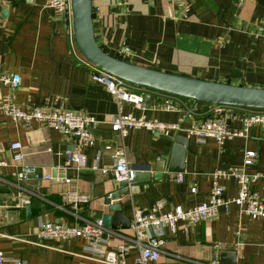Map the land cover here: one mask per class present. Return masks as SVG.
<instances>
[{
    "label": "crops",
    "instance_id": "crops-1",
    "mask_svg": "<svg viewBox=\"0 0 264 264\" xmlns=\"http://www.w3.org/2000/svg\"><path fill=\"white\" fill-rule=\"evenodd\" d=\"M97 42L108 52L157 68L214 80L264 86V0H92ZM5 13H2L3 9ZM47 5V0H0V72L16 73L15 85L0 82V104L7 99L24 107L50 105L93 114L94 142L83 145L76 137L44 122L29 128L0 112V249L6 257H21L26 264H102L84 252L82 237L57 239L38 236L41 220L81 224L109 212L108 194L117 181L100 171L112 164L113 152L122 149L134 169L150 172L133 181V190L112 202L132 219L136 207L149 208L162 198L163 209L190 206L209 196L215 167L241 165L246 149L257 152L251 172L264 169V126L249 125L244 134L225 138L186 134L185 129L211 113L213 102L181 96L177 108H163L165 95L146 93L145 108L122 102L124 111L144 113L164 121H179L167 134L145 127L125 134L111 128L118 105L105 85L90 76L77 48L71 13ZM238 108L225 111L231 129H242ZM184 114V115H183ZM182 116L180 120L179 117ZM179 135L188 141L183 170L168 171L173 145ZM18 140L23 161L49 171L53 178L20 180L18 161L10 142ZM108 145V146H107ZM85 154L84 166L69 160ZM165 160L159 173L155 165ZM180 173L182 179L176 175ZM161 174V175H160ZM70 177L69 182L64 178ZM227 195L236 193L233 178H222ZM196 185L191 191L190 186ZM264 199V180L250 182ZM67 188L86 192L90 199L75 212L65 199ZM20 194V195H19ZM30 204V213L25 205ZM108 244L131 243L133 230L111 228ZM159 258L152 264H264V217L252 218L232 204L211 218L179 220L176 230L164 228ZM136 247H130L132 260ZM227 252L221 254L222 252ZM5 264H13L10 258Z\"/></svg>",
    "mask_w": 264,
    "mask_h": 264
},
{
    "label": "built area",
    "instance_id": "built-area-1",
    "mask_svg": "<svg viewBox=\"0 0 264 264\" xmlns=\"http://www.w3.org/2000/svg\"><path fill=\"white\" fill-rule=\"evenodd\" d=\"M47 5L71 13V0H47ZM82 58L88 65L91 78L103 83L118 105L116 113L111 117L113 130L125 134L129 129L145 127L167 134L172 129L180 128L179 121H164L157 117H146L144 113L134 114L132 111H124L122 102H133L140 105L141 108H145L146 93L159 91L165 95L161 106L171 110L177 108V99L179 100L181 95L130 82L105 71L84 56ZM18 80L19 76L16 73L0 72V82L3 84L15 85ZM231 108L240 109L242 129L235 130L228 127L224 114L226 110ZM0 112L10 116L12 121L21 123L25 128L31 127L34 121L44 122L57 130L75 136L77 142L83 145H92L95 139L92 126L97 122V119L88 112L50 105L24 107L11 99L0 104ZM179 119L181 120L182 116ZM253 123H260L264 126V108L232 106L213 102L211 113L191 124L185 131L187 136L191 134L199 137L213 136L219 144H222L227 137L244 134L247 127ZM9 146L14 150L12 158L19 162L16 175L20 180L53 178L49 171L23 161L24 155L20 150V141L14 140L10 142ZM112 156V164L102 166L100 171L104 174H110L116 181L126 179L132 183L135 169L126 159L124 151L121 148L116 149ZM256 158L257 152L254 149H246L241 165L215 167L210 170V191L205 200L190 206L176 204L170 209H163V199L157 198L147 209L136 207L133 210L130 223L133 230V238L130 244L119 241L105 248L104 246L109 241L110 230L106 228L101 218L85 220L81 224L41 220L38 224V236L57 239L82 237L85 240L84 252L102 264H152L160 256L164 241V228L167 227L174 232L179 220L197 222L211 218L216 216L220 210H229L232 204L239 211L247 213L252 218L264 217V199L250 187L251 181L264 180V169L246 171V167L252 165ZM69 160L78 166H84L86 157L85 154L74 152L69 156ZM0 163H4V160H0ZM176 178L181 180L182 175L178 173ZM222 178H233L236 181L237 190L235 194L227 195L225 193V188L221 182ZM64 181L69 182L70 177H65ZM190 190H196L194 183L190 186ZM64 193L67 205L75 214L80 206L90 199L86 192L77 189L67 188ZM131 245L136 247V251L132 260H129L128 254H130ZM261 245L264 249V241ZM8 258L12 260L13 264H26L21 257H6L0 249V264H5ZM204 264H219V261L218 258H212Z\"/></svg>",
    "mask_w": 264,
    "mask_h": 264
},
{
    "label": "water",
    "instance_id": "water-1",
    "mask_svg": "<svg viewBox=\"0 0 264 264\" xmlns=\"http://www.w3.org/2000/svg\"><path fill=\"white\" fill-rule=\"evenodd\" d=\"M6 9L2 10L5 13ZM66 15V11H63ZM71 26L75 44L80 53L90 62L114 75L130 82L150 86L159 90L176 93L192 98L194 101L216 102L232 106L264 108V86L233 83L226 80H214L191 74L173 72L154 66L137 63L106 51L96 40L93 25L92 0H71ZM188 139L179 135L171 152L167 165L168 171H182L185 147ZM165 160H159L155 170L162 173ZM146 170L133 171V181L147 179ZM161 175V174H160ZM133 190L128 180L117 181V187L106 197L109 212L102 214V222L111 228H126L130 218L121 210V203L112 199L122 193ZM30 213V204L25 205ZM227 252H222L225 254Z\"/></svg>",
    "mask_w": 264,
    "mask_h": 264
},
{
    "label": "trees",
    "instance_id": "trees-1",
    "mask_svg": "<svg viewBox=\"0 0 264 264\" xmlns=\"http://www.w3.org/2000/svg\"><path fill=\"white\" fill-rule=\"evenodd\" d=\"M115 55H117V56H119V57H121L120 55H118V54H115ZM123 58H125V57H123ZM126 59V58H125ZM149 66H152V65H149ZM182 96V95H181ZM184 97H187V96H184ZM187 98H189V97H187ZM190 99H192V98H190ZM199 102H203V101H199Z\"/></svg>",
    "mask_w": 264,
    "mask_h": 264
}]
</instances>
